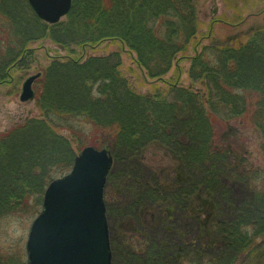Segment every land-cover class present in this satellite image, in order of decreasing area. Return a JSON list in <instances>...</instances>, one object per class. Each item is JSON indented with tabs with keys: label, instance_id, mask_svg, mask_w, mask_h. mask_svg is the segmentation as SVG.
Returning a JSON list of instances; mask_svg holds the SVG:
<instances>
[{
	"label": "trees",
	"instance_id": "trees-1",
	"mask_svg": "<svg viewBox=\"0 0 264 264\" xmlns=\"http://www.w3.org/2000/svg\"><path fill=\"white\" fill-rule=\"evenodd\" d=\"M241 1L239 11L250 2ZM226 2L238 9L236 0ZM201 26L196 0H72L65 20L54 25L40 20L27 0H0V83L22 65L30 42L49 38L80 54L105 41L119 43L150 80L166 76L194 50L188 75L201 86L195 92L172 82L167 91L139 95L123 77L119 53L53 61L33 87L42 119L0 134V222L26 208L31 197L37 211L47 185L71 169L75 153L55 129L84 145L90 137L79 134L88 128L107 140L113 158L116 152L127 156L125 166L140 165L149 146L178 165L173 180L166 173L136 186L139 198L148 200L136 201L140 226L131 235L143 258L135 264H239L252 254L264 239L261 174L217 149L215 127L218 120L227 127L233 120L264 137V25L197 51ZM225 179L245 185L248 198L231 206ZM190 216L197 227L178 230ZM0 264H8L1 253Z\"/></svg>",
	"mask_w": 264,
	"mask_h": 264
},
{
	"label": "rangeland",
	"instance_id": "rangeland-1",
	"mask_svg": "<svg viewBox=\"0 0 264 264\" xmlns=\"http://www.w3.org/2000/svg\"><path fill=\"white\" fill-rule=\"evenodd\" d=\"M226 1L196 0L198 15L202 24L201 37L197 41V51L205 45L228 44L230 37L238 36L237 38H239V35L248 32L249 29L264 25V0H250L245 8L241 4L240 11L239 0H236L238 2L236 11L231 9ZM62 20L64 21L65 18H62ZM28 49H30V53L24 59L22 65L14 67L9 72L8 79L0 83V134L28 119H42L35 99L26 102L20 101L22 88L29 77L37 75L39 78L41 72L57 60L64 62L80 56L77 58L78 61L84 62L89 57H104L112 53H119L121 57L120 70L123 77L132 91L139 95H153L156 91H167L169 89L168 83L172 82H176L177 87L195 92L201 90V86L191 80L188 75L191 59L197 53L194 50L189 51L188 57L177 61L166 76L161 79L150 80L145 76L143 69L135 64V55L119 43L105 41L94 47H85L80 54L79 49L75 46L63 49L47 38L30 42ZM216 123L215 133L219 137V139L215 138L217 149L219 151H225V149L230 151L237 162L245 159L247 166L251 165L255 172L258 171L261 174L258 183L264 188V137L262 134L252 127L234 123L233 120H230L228 127L219 120ZM55 130L58 135L68 139L75 156L85 147H94L100 150L107 146L104 145L107 140L105 141L94 135V130L88 128H86L85 135L83 133L79 134L84 138L90 137L87 143L84 144L85 146L78 145V142L73 139L68 130L64 128ZM102 145L103 147H100ZM141 157L143 159L139 161L141 166L133 164L131 161H129V165L125 166L124 160L127 159V156L124 153L116 152L114 158L112 157L113 163L109 172L111 176L105 187L112 264H125L126 261V264H135L138 258H143L138 248L139 243L131 235L134 234L131 229H137L140 226L139 215L136 212L137 208L142 205L136 201L143 197L139 198V190L136 187L139 184L138 182L141 181V184H143V181L147 179L151 182L166 173L170 174L169 180H173L176 176L175 168L178 165L171 159L169 153H164L149 146L142 152ZM128 166L131 167L130 171L127 168ZM159 180H156V182ZM225 180L223 185L227 187L229 194L227 199L231 206L235 207L239 205L241 200L248 198L249 189L245 185H239V182L232 180ZM146 197L147 195L144 198ZM28 200L26 208L6 216L0 222V253L7 256L8 264H20L21 261L25 260V243L28 231L33 219L38 214L35 215V213L40 211V208L36 211V198L31 197ZM146 200L148 199L146 198ZM198 204H200L198 200L193 201L192 208L195 209ZM225 209L224 206V210H221L223 221L226 217L224 214L227 215ZM190 217L191 221L188 220L189 218L180 221L182 227L178 230L184 231L186 229L189 231V228H194V223L197 220L193 216ZM256 244L255 247L250 249L252 254L239 261V264H264V239H260ZM135 258H137L136 261H133Z\"/></svg>",
	"mask_w": 264,
	"mask_h": 264
},
{
	"label": "water",
	"instance_id": "water-1",
	"mask_svg": "<svg viewBox=\"0 0 264 264\" xmlns=\"http://www.w3.org/2000/svg\"><path fill=\"white\" fill-rule=\"evenodd\" d=\"M72 0H28L37 16L57 23ZM29 77L20 101L33 98ZM112 158L106 149L85 147L71 171L46 188L42 209L33 220L26 241V264H111L104 203L106 177Z\"/></svg>",
	"mask_w": 264,
	"mask_h": 264
}]
</instances>
